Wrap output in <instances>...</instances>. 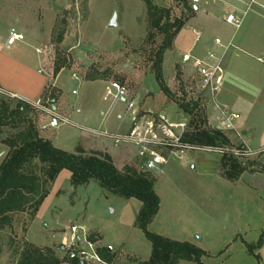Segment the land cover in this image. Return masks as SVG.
<instances>
[{"label": "rangeland", "instance_id": "rangeland-1", "mask_svg": "<svg viewBox=\"0 0 264 264\" xmlns=\"http://www.w3.org/2000/svg\"><path fill=\"white\" fill-rule=\"evenodd\" d=\"M154 1L164 7H172L173 16H181V0ZM189 1L198 8L195 0ZM249 2L237 0L230 6L223 3L210 5L222 17L230 11V7L246 10ZM205 9L213 10L211 7ZM115 16L118 28L111 29L109 25ZM213 23L209 19L198 28L202 33L198 46L207 36L211 41L221 37L218 31L209 29ZM149 24L147 8L142 0H74L70 9L58 11L54 42L46 52L49 56L46 60L52 62L51 77L58 66L62 67L58 76L51 78L53 85L49 87V92L56 98L54 105L58 107V113L53 115L37 108L29 112L40 136L45 135L43 127L50 118L61 123L58 129H50L46 133L55 147L67 152L75 148L74 153L83 156L110 158L121 170L128 167L143 170L132 147L123 145L117 149L112 140L103 137L107 142H99V136L79 126L78 121L69 118V114L76 113L80 108L89 118L87 122L91 128H102L105 119L102 114L124 109L120 104L117 108L113 107L112 104L117 103L106 97L107 86L116 82L128 88L130 95L138 100L141 110L165 112L172 121L190 120L182 112L179 102L182 87L187 91L190 90L188 86L192 89L196 71L191 63L183 64L178 55H181V35L176 40L179 52L174 50V41L173 48L165 53L163 61L164 82L175 97L171 98L162 92L152 71L150 56L154 46L147 40ZM218 24L226 26L231 37L234 35V44H246L245 50L251 53L249 55L264 53V0L254 1L237 32L223 21ZM157 40L161 42L160 38ZM94 76L101 80L91 82L86 79ZM73 91L77 93L73 94ZM198 95L202 96L201 104L208 117L212 116V98L197 90L194 97L197 100ZM4 96L0 90V98ZM45 102L51 108L50 101ZM262 105L260 109L264 111V102ZM113 119L118 127L120 123L116 115ZM128 119L126 116L122 121L126 126ZM261 120L260 129L263 130L264 114ZM64 122L66 124H62ZM122 122L119 127L124 129ZM2 132L16 134L10 128L2 129ZM76 138L79 141L75 147ZM232 144L235 145V142ZM197 156L201 158V168L207 170L205 174L193 173L189 168V173L176 178L174 170L181 164L175 163L156 178L155 191L161 199V208L149 231L201 249L204 251L202 264H264V245L258 247L264 237V190L258 188L260 183H254L252 188L237 186L235 179L229 178L226 170L222 169L223 156L203 151ZM263 156L264 153L238 161L251 173L264 172L260 162ZM217 160L219 177L210 170L213 171ZM48 188L50 194L34 218L31 209L14 214L11 225L0 229V264H18L27 245L41 250L50 248L64 260L67 251L62 249V241L70 237L73 226L85 228L98 252L111 247L114 264H141L150 260L152 244L136 224L142 207L138 200L114 195L95 181L74 188L67 171L62 172Z\"/></svg>", "mask_w": 264, "mask_h": 264}, {"label": "trees", "instance_id": "trees-1", "mask_svg": "<svg viewBox=\"0 0 264 264\" xmlns=\"http://www.w3.org/2000/svg\"><path fill=\"white\" fill-rule=\"evenodd\" d=\"M142 1L146 5L150 21L147 40L154 46L150 56L153 74L162 92L175 98L164 82V55L173 48L176 37L194 17L196 10L189 0H181V16L177 17L173 16L172 7H164L154 0ZM157 38H160L161 42H158ZM60 70L62 67L58 66L53 79L58 76ZM86 79L91 82L101 80L97 76ZM194 86L196 81L192 89L188 86L189 91L183 87L181 90L183 93L179 106L182 112L190 117L185 140L202 148L231 145V139L225 133L209 125L208 114L201 104L202 96L198 95V100L194 98L198 90L194 89ZM49 89L41 101L46 105L45 101L49 100L54 111L56 98ZM2 92L5 96L0 98V141L8 146L9 152L0 167V229L11 225V216L14 214L25 213L31 209L34 218L50 194L48 186L54 184L62 172L67 171L74 188L95 181L105 191L125 199L138 200L142 204L136 224L151 242L153 251L150 260L141 264H202L204 251L201 249L190 243L171 240L149 231V226L161 208V199L155 191V176L135 168L121 170L107 157L83 156L55 147L36 130L35 122L29 114L35 107L30 103L12 99L8 93ZM9 128L16 131V134L8 135L2 132V129ZM223 157L222 169L226 170L229 178L234 180L247 170L237 159ZM263 245L264 237L258 247ZM98 253L105 261L113 262L108 248ZM63 263L81 264L76 256L67 255L61 260L50 248L41 250L27 245L18 264Z\"/></svg>", "mask_w": 264, "mask_h": 264}, {"label": "crops", "instance_id": "crops-1", "mask_svg": "<svg viewBox=\"0 0 264 264\" xmlns=\"http://www.w3.org/2000/svg\"><path fill=\"white\" fill-rule=\"evenodd\" d=\"M195 2L198 3L196 14L176 37L174 50L176 53L179 52L176 48V40L180 35L181 55H178L181 56V62L183 57L188 55L198 59L204 58L209 51L216 49L215 41L217 39H220L223 43L226 42V45L231 43V48L235 47L234 50L230 48L231 51L229 50L225 58V81L216 97V103L223 108H227L229 111L239 114L241 116L240 127L244 141L252 148L262 149L264 148V129L261 130L260 127L264 111H262L260 107L263 108L262 103L264 102V65L260 63L259 60L264 58V53L260 55H249L251 53L245 50L246 44H234V35L231 37V32L226 29V26L218 24L219 21L225 22L223 19L225 15L235 12V10L242 13L245 9L242 7H230V11L225 12L221 17V13L218 14L217 11H214L215 7L210 5V2H203L200 0H195ZM73 3L74 0L0 1V89L2 91L9 95H14L18 100L30 104H34L43 99L49 87L53 85V77H51L52 62L46 60V58L49 57L46 52L54 42L58 23V11L70 9ZM205 7H211L213 10L208 11ZM209 14L211 16H209ZM209 19L214 21L209 29L212 28V30L218 31L221 37H216L214 41H211L210 37L206 35L207 37L204 39L203 44L198 46L202 39V33L198 28ZM225 25L232 27L226 22ZM12 30H16L23 34L25 40L9 46L7 40ZM54 106V112L58 113V107H56V105ZM112 106L117 108L119 104H112ZM124 109H122L121 112H119V110H109L102 114L105 118L102 121L103 127L97 129L91 128L90 124L87 122L89 118L86 117L80 108L76 113L69 114V118L78 121V125L81 127L108 131L112 134H123L130 129L131 124L130 118L128 119V126L122 122L126 117ZM114 115H116L119 120V126L122 122L124 129L123 127L120 128L116 126L113 119ZM55 122L57 121L49 118V122L43 127V133L45 135L43 136L41 132L44 138L48 139L46 137L48 130L58 129L60 127L61 123L57 122V125H55ZM209 122L211 125L216 126L214 114L209 117ZM50 125L52 126L50 127ZM78 130L81 131L80 129ZM226 135L232 142L236 143L232 134L227 133ZM98 139L99 142H107V140L101 137ZM78 141V138H76L75 147ZM74 149L70 153H74ZM8 152V146L0 141V167ZM197 153L198 152H190L187 156V163H177L184 165H177L176 167L179 168L174 170L173 176L177 178L181 174L189 173V168L193 173H199L200 175L205 174L207 170L205 167L201 168V158L197 156ZM260 162L261 165L264 166V156L261 158ZM174 164L175 163L171 164L169 167ZM210 170L214 175L219 177L218 160L215 162L213 171L212 169ZM210 174L211 173H209V175ZM234 183L237 186H249L250 188H252V185L260 183L258 188L260 187V189L264 190V172L251 173L249 169H247L235 179Z\"/></svg>", "mask_w": 264, "mask_h": 264}, {"label": "built area", "instance_id": "built-area-1", "mask_svg": "<svg viewBox=\"0 0 264 264\" xmlns=\"http://www.w3.org/2000/svg\"><path fill=\"white\" fill-rule=\"evenodd\" d=\"M237 0H209L212 4L223 3L231 5ZM250 0L247 9L239 13L237 10L224 16V21L236 31L242 26L246 11L254 3ZM25 36L16 30L10 31L7 43L12 46L23 42ZM215 50L209 51L202 59L191 55L184 56L183 64L191 63L196 71V87L201 94L209 95L213 100V114L215 125L223 133L232 134L236 143L218 147H199L185 140L188 131V120L172 121L165 112L143 111L135 97L130 95L128 88L120 83H110L106 88V97L112 98L114 103L125 108V114L130 118V129L123 134H112L108 131L86 128L91 134L110 139L114 147L123 145L134 149L136 156L141 162L144 171L152 174L155 178L162 176L167 168L173 163H187V156L190 152H209L221 156H230L237 160H248L264 153V148L255 149L250 147L243 139L240 127L241 116L229 111L216 103V97L223 87L225 81V58L232 47V44L225 45L220 39L215 41ZM260 63L264 65V58ZM77 92L74 91L73 94ZM11 98L17 99L14 95ZM35 108L55 115V112L44 105L40 100L32 104ZM212 114V115H213ZM66 124V122L62 123ZM62 249L67 251L70 257H77L81 264H114L105 261L81 226H73L69 238L62 241ZM72 264V263H63Z\"/></svg>", "mask_w": 264, "mask_h": 264}, {"label": "water", "instance_id": "water-1", "mask_svg": "<svg viewBox=\"0 0 264 264\" xmlns=\"http://www.w3.org/2000/svg\"><path fill=\"white\" fill-rule=\"evenodd\" d=\"M194 8H195V10L197 11V6H196V5L194 6ZM109 27H110L111 29H116V28H118L117 16H115V17L112 19V21H111ZM55 125H57V122H55ZM108 250H109V252H112V248H111V247H109Z\"/></svg>", "mask_w": 264, "mask_h": 264}]
</instances>
